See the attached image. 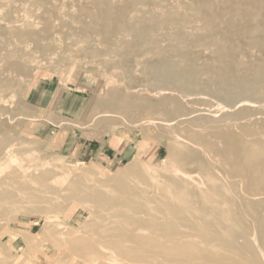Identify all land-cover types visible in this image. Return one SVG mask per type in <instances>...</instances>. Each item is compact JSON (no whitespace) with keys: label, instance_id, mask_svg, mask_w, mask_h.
<instances>
[{"label":"rangeland","instance_id":"rangeland-1","mask_svg":"<svg viewBox=\"0 0 264 264\" xmlns=\"http://www.w3.org/2000/svg\"><path fill=\"white\" fill-rule=\"evenodd\" d=\"M26 1H0V51H4L0 53V79H4L0 82V264H206L205 260L213 255L225 257L228 264H239L241 259L238 255H230L225 250L209 249L210 256L203 252L207 248L202 243L214 240L202 229L218 227L223 239L232 240L235 236L239 243L244 241L240 234L237 237L227 231L230 225L234 229L236 227L237 233L245 229V225L236 224L234 217L241 209H236V204L231 201V197L241 190L236 185L238 189L226 186L223 173L215 168L220 165L215 160L217 158L214 155L210 157L204 150L202 158L206 161L200 164L202 170L198 164L182 163V157L195 150L190 137L187 139L186 133L184 135L172 125L165 123L158 128L154 119L145 122L146 117L140 111H133L130 117L112 113L107 117L109 120L112 117V121L101 120L102 111L97 112L95 105L112 90H122L134 96L146 95L141 66L133 63L125 72L120 65L114 64L118 60L116 52L99 50H105V46H99L102 42L97 35L95 44L91 46L79 36L82 40L76 39L77 34L81 35L78 20L84 15L83 1L50 0L47 4H39L38 0ZM51 12H56L55 16ZM24 21L34 26L30 28ZM5 22L8 25L4 26ZM47 23L52 31L49 35L40 34L42 26ZM39 35L42 38H38ZM62 36L68 37L64 39ZM8 40L12 42H8L10 45L6 42ZM22 44L26 46L25 50ZM21 49L23 51L19 54ZM61 49H65L62 56ZM203 50L198 49L194 59L211 62V49ZM251 55L248 53L249 57ZM17 62L22 70L13 68ZM3 65L4 68L9 65V68L4 70ZM128 85H131L130 90ZM150 97L157 98L154 94ZM9 144L11 146L8 147ZM231 188L234 191L229 192ZM232 199L237 198L234 196ZM125 215L134 218L122 220L121 216ZM208 215H212L214 220H209ZM165 216L168 218L164 219ZM140 221H156L150 224L152 240L139 239V247L122 241L125 250L114 249L123 234L140 236L148 233L137 229L136 223ZM129 223L137 230L131 232L133 226ZM247 230L246 233L251 232L249 228ZM247 238L250 250L255 248L253 251L264 258V250H259L260 242L253 233ZM245 261L250 262V258Z\"/></svg>","mask_w":264,"mask_h":264},{"label":"bare ground","instance_id":"bare-ground-1","mask_svg":"<svg viewBox=\"0 0 264 264\" xmlns=\"http://www.w3.org/2000/svg\"><path fill=\"white\" fill-rule=\"evenodd\" d=\"M79 1L84 2L82 3L83 7L81 6L84 15L83 18H80L79 20L78 18L74 17V20H78V22L80 23L81 28V35L77 34V32V36H75L76 39L79 40L80 38H82L83 41L87 43V45L91 46L99 37L100 42L103 43H99V46H105V50H103L104 48L102 49L101 47V49L99 50H102V52L104 53H111L113 51L116 52L118 60L115 61L114 64L120 65L126 72L129 71V68L133 63H136V65L141 66L142 73L145 75L144 81L146 83L143 84V89L146 90V95L134 96L125 91L115 89L112 90L109 95H105V97L101 98L96 103L95 110H97V112L102 111L101 120L108 121L109 119L107 117L111 116L112 113L114 116H116L115 114L120 113L126 114L130 117V114L133 111H140L146 117L144 119L145 122H150L154 119L155 121H157L158 128L166 123L167 125L174 126V129L184 132V135L186 133L188 135L187 139H189L190 137L189 140H191L190 142L192 143V145L194 144L193 146L195 147L193 148H195V150L193 149L194 151L192 153H189L188 156L183 155L184 157H182V163H186L188 161L195 165L198 164V166L200 167V164L206 161H203L204 157L202 158V156H204L202 155L204 150H206V152L210 154V157L211 155H214L217 158L215 160H218L217 162H219L220 164L215 168L223 173L224 177L227 180L226 181L224 179L226 182L223 181L224 183H226V186H228V188L233 186L235 188L236 186H238L241 190L239 193H235L237 196L233 195L234 193L232 194V197L235 196L237 199L233 200L231 197V201H234L232 202V204H236V206H234L236 209H241L239 213H236L234 217V219L236 220V224L239 222L240 225H245V229L240 226L243 230L242 232L237 233V230H235L236 227L234 229V226L230 225L227 231L236 235L237 237L238 234H240V237L243 238L244 241L243 243H239V241L236 240L235 236L232 240H229L228 238L223 239L222 232L218 231L221 229L218 227L216 228L217 231L216 229H202L203 233L207 232L210 236L213 237L212 240H214L213 242H208V240H206L202 243L204 246H206L205 248H207V250H203V252L208 254L211 250L221 249L225 250V252L227 251L230 255H238V257L241 259L239 261V264H244V262L246 264H264V258L261 255L256 254V251H253L255 250V248L253 250H250L251 245L250 241H248L249 239L247 238L248 236H250V233H253L257 241L260 242L258 247L259 250H264V0H88L89 3L87 0ZM38 2L39 4H47L50 3V0H38ZM27 4H29V2H27ZM72 4L74 3L72 2ZM56 7H59V5ZM50 8L51 6L49 7V9ZM42 9L43 8H41V10ZM56 12L51 13L53 16H55L54 13ZM140 12L144 13V15H141ZM42 13L44 12L42 11ZM36 14L37 13H35V15ZM69 15L71 14L69 13ZM29 17H31L32 20V16ZM63 18H61L60 20H62ZM75 22L76 21H74V23ZM77 23L76 25H79ZM3 24L4 26L5 24L8 25L6 22ZM19 24H21L20 20ZM49 25L50 24L48 23L45 24V26L43 25V28H41L42 32L40 34L44 32L45 35H49V32L51 30V26ZM68 26L70 27V25H67V27ZM5 31H8V29H6ZM69 33L72 34L70 30ZM3 34H5V32ZM32 35H35V33H33ZM96 35L98 36L97 38ZM7 36H11V34ZM39 36L37 37L42 38L41 36ZM13 37L14 36H12V38ZM17 37L19 38V36ZM63 38L66 39L65 37ZM68 40L73 42L72 38H69ZM6 42H10V44L12 43L10 40ZM26 43L29 44V42H25V44ZM10 44L8 43V45ZM42 44H40V46ZM21 46H23V44ZM65 46H62V48ZM25 47L26 46H23L24 50ZM30 47H32V45ZM73 48H76V45ZM91 48L94 49L93 47ZM201 48L205 50L211 49V62L205 63L201 60V63L197 62L198 59H194L195 52ZM8 49L10 48L8 47ZM65 49H61V56L63 53L62 51H65ZM82 49L84 48H81V50ZM69 50L71 49H68L67 51ZM1 51L0 53L2 54L4 51ZM15 51L18 50H14L13 52ZM20 51L21 52H18L19 54H21L23 50L21 49ZM250 52L252 53L251 57L248 56V53ZM85 53L84 55L86 56ZM98 54H100V52H98ZM101 55H103V53ZM22 57L23 56H21V58ZM5 58L6 60H8V57ZM130 58L133 60L132 62H130ZM68 59L70 60L69 57ZM68 59H66V61ZM109 59L112 58L109 57ZM6 60L3 59V61ZM206 61L209 60L206 59ZM104 63L106 64V62ZM9 65H7V67ZM113 65H111V67ZM6 68H4V70ZM13 68L18 71L22 70L23 67H21V64L17 62L14 64ZM2 80L0 82H2ZM127 87L130 90L131 85H128ZM153 94L157 96L156 99L150 97ZM111 118L109 121H112ZM97 119L99 118L97 117ZM163 128L160 129L163 130ZM4 135L7 134L5 133ZM10 137L8 140L11 141L12 139H10ZM189 140H187V143L188 145H191L189 143ZM9 146H11V144H9L8 147ZM200 148L203 149V151L200 150ZM2 149L5 150L3 146ZM5 151L3 153H5ZM211 163L214 162L212 161ZM200 169L202 170V167H200ZM205 175L208 174L205 173ZM205 175L203 174V176ZM219 176L221 177V174ZM208 178L211 179L209 175ZM40 185L41 184H39V186ZM230 190L233 189H229V192ZM167 216H165L164 219L168 218ZM121 217L122 220H125L127 218H129V220H132L134 218V216L131 215L129 217L127 215ZM207 218L211 221L214 220V217L212 215H208ZM216 221H218L217 218ZM152 223L155 224L156 221H152ZM152 223H147L145 221L136 223L137 229H143L142 231H145V233L148 232L149 235H147L148 233L140 236H135L133 234V236H131V233L129 234L130 236H128L127 233V236L123 234L121 236L123 238L119 237L120 240L114 245V249L120 252L121 250H125L126 247L122 244V241L130 243V245H137V247H139V239H141V241L143 240L142 238L152 240V236H150V224ZM217 223L218 225L222 224L219 222ZM133 224L129 223V226H133V228L130 229L131 232H133V229H136ZM118 228L122 229L120 228V226ZM247 228L251 230V232L249 231L250 233L248 232L249 234L246 233V231H248ZM214 231L216 232L214 233ZM85 233L87 235L89 234L88 231ZM118 235H121V233H119ZM118 235L116 234V236ZM224 235L223 237H225ZM190 243L191 245H193L192 242ZM178 244L180 245V243ZM196 246L198 247L199 245L196 244ZM161 248L163 249L162 252H164V248ZM202 248L203 247L200 248L201 252ZM167 256H169V254ZM248 257L250 258V262L245 261L246 259H248ZM205 261L206 264L229 263V261L226 260L225 257L216 255L208 257ZM175 262L176 261H174V263Z\"/></svg>","mask_w":264,"mask_h":264}]
</instances>
